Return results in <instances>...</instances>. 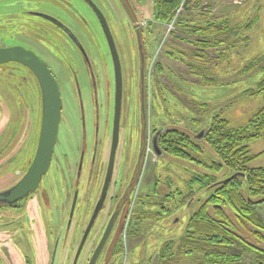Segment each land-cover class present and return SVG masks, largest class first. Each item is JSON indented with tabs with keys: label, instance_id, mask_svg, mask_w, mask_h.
I'll return each mask as SVG.
<instances>
[{
	"label": "rangeland",
	"instance_id": "obj_1",
	"mask_svg": "<svg viewBox=\"0 0 264 264\" xmlns=\"http://www.w3.org/2000/svg\"><path fill=\"white\" fill-rule=\"evenodd\" d=\"M91 1L108 19L121 60L123 97L119 143L108 195L76 264H87L110 215L119 207L120 213L95 264H197L201 256L185 258L178 249L190 215L209 193L207 187L199 189L191 180L203 173L212 174L217 180L232 174L225 165L218 172L209 168L213 163L221 164L208 135L213 119L220 117L230 128H242L264 106V93L253 96L242 93L264 79V0H189L179 8L177 20L166 25L152 20L153 0ZM88 3L87 0H0V44L11 43L18 28L16 21L23 10L37 6L68 22L95 57L99 77L97 108L88 94L85 97L87 122L83 138L77 104L72 101L65 106L66 119L61 130L69 140L63 142L61 137L55 153L59 161L62 152L66 153L67 158L63 160L66 177L59 180L54 172V200L50 198L49 202L55 210L59 207V211H55V216L38 213L32 229L24 228L18 240H15L14 232L5 238L0 227V264H73L76 248L98 196L103 172L97 171L91 177L89 160L97 123L98 164L105 168L110 148L114 85L102 29ZM206 21L224 25L228 30L221 37L222 41L214 40V46L205 50L208 62L193 55L194 50L199 49L196 43L199 36L193 33V28L204 26ZM146 22L148 25L152 22L150 28L153 31L147 36L151 40L156 37V42L155 51L149 57L150 82L142 112L139 86H134L128 74L131 59L137 51L135 29L139 23L146 26ZM37 47L45 48L41 44ZM100 53L106 62L99 60ZM77 57L71 50L69 58L72 62L68 61L67 68H74L78 62L82 71ZM52 63L58 72L60 66L54 60ZM158 64L162 70L157 68ZM250 64L254 67L248 71ZM80 79L81 83H87L84 78ZM206 80H214L215 85H206ZM153 82L155 87L151 91ZM13 114L14 120L5 135L16 129L17 121L19 123L18 113L14 111ZM172 129L196 142L199 149L189 150L193 160L164 151L156 154L153 150L154 133ZM200 133L199 141H196ZM82 149L86 153V167L77 183L74 175ZM247 149L254 156L248 167L264 166V132L248 142ZM7 178L11 179L10 174L8 176L5 169L0 168V189L10 181ZM59 183L61 188L66 185L67 194H57ZM75 189L79 192L78 203L67 229ZM246 190L247 184L243 181L245 195ZM223 209L242 237L264 248V242L258 243L253 238L250 226L242 225L228 206L223 205ZM256 209L264 218V202L256 205ZM143 211H148L152 218L142 219ZM209 212L213 215L212 206ZM165 245L169 250L161 259ZM253 257V254H245L240 264H247Z\"/></svg>",
	"mask_w": 264,
	"mask_h": 264
},
{
	"label": "flooded vegetation",
	"instance_id": "obj_2",
	"mask_svg": "<svg viewBox=\"0 0 264 264\" xmlns=\"http://www.w3.org/2000/svg\"><path fill=\"white\" fill-rule=\"evenodd\" d=\"M87 1L89 2L88 4L92 12L96 16L102 29V34L104 36V41H105L104 44L106 46V49L108 50L107 55L109 56V62L112 69L113 85L115 92L114 63H113L110 47L107 38L105 36L104 30L102 28L100 19L96 11L94 10L93 6L90 4L91 0H87ZM93 4L101 12L109 27L108 19L105 17L104 13L98 8V6L94 2ZM23 11L24 13L19 15V18L16 21V23L18 24L17 25L18 28L16 29V31H14L12 35V38L10 40L11 43H2L0 44V47L20 46L25 51H29L32 55L39 57L45 62L47 68L50 70L51 75L54 77V79L58 84L59 94L61 97V112H60V120L58 125L57 136L55 139V143L53 145V151L51 154L50 163L46 171L41 175V178L37 186L33 190L28 191L26 194H24L14 202L7 203L0 201V211H1L0 227L3 230L2 233H4L3 236L5 238L11 237L10 233L14 232L16 234L15 240H18V237H22L24 228L32 229V224L35 221V218L37 217L38 213H41L42 216H47V214L52 213L53 216H55L54 215L55 211L56 210L59 211L58 210L59 207H56L55 205L56 207L55 210L54 206L49 205V202H50V198L52 199L54 198V193H55V188L53 187L52 184V179H54V172H57L58 177H60L58 178L59 180H61L62 177L64 178L66 177L65 169L67 168L65 167L66 164L65 161H63L67 158L66 153L62 152V157L60 161L57 159L55 153L57 146L60 144L61 137L64 139L63 142L66 141L68 142L69 140L66 139L65 137V135L67 134L63 133V131L61 130L62 123L64 119H66L64 113L65 106L72 101L77 104L78 112H79V120L81 125L80 129L83 138V136L85 135L84 133H86V122H87L86 114H85V97L88 94L90 96V99L93 101L94 105L97 108L98 79H99L98 75H96L97 67L95 68V62H96L94 60L95 57H92V53L90 49H88L84 45V43L80 40L78 34L70 27V25L64 18H61L50 11L38 8L37 6ZM146 24H147L146 26L142 27L141 23H139L137 24V27L135 29L137 51L131 59L130 62L131 69H130V73L128 74L130 78L133 80L134 86L135 87L136 85L139 86V100L142 106L141 107L142 112L144 111L143 108L145 104V92L147 90L146 88L148 86V82H150L149 79L151 72L149 69L150 68L149 57H151L152 55L151 51L153 49V45L155 43V38H156L153 37V39L151 40L147 36V35H151L152 32L150 31L151 28L150 25H148V22H146ZM37 44H41L45 48L41 50L39 47H37ZM160 46H162V44H160ZM115 48H116V44H115ZM71 50L77 54L78 56L77 58L79 59L80 64L82 65V71L80 69V66H78L77 64L78 62H75V66H73L74 68L72 67L67 68L66 64L69 63L68 61H71V58H69ZM116 51L119 58L120 69H121L122 97H123V72H122L121 60L117 48ZM50 54L52 56H50ZM98 55H99V60L101 59L103 61L104 57H102L101 53ZM52 60H54L56 64L60 66L61 69L58 72L55 70ZM75 61L77 60L75 59ZM82 75L83 77H81ZM80 78L82 79L84 78L85 81H87V83L86 84L81 83ZM0 81H1L0 168L5 169L6 174L8 176L10 174L11 176V179L7 178V181L10 179L8 184H5L6 186L0 189V192H2L13 187L25 177V175L29 170V167L31 166L35 158L39 145V138H40L43 100H42V90L38 77L30 67L19 61L11 60L0 63ZM154 87L155 84L153 82V85L150 90L152 91ZM121 108H122V99H121ZM14 111L18 113L19 123L17 121L16 129L10 131L5 135V132L8 131V127L12 125L11 122H13L14 120V114H13ZM113 114H114V106H113ZM97 117L98 115L96 114V118ZM95 124H96L94 128L95 139L93 141V146L89 160V168H90L89 171L91 173V177H93V174L95 175L97 171L102 170L103 176L101 179L100 190L98 196L94 200V205L92 207L90 217L94 211L95 205L97 204L102 194V188H103L107 166L109 162V156H110L113 117H112V125H111L110 148H109L108 158L105 168L99 167L98 164L99 126L97 123ZM119 131H120V121H119ZM61 133L63 134L62 136ZM154 143L156 144V147L159 148L157 144V135L155 134L152 137L153 150H154L153 147ZM117 148L115 152L111 178L114 171ZM160 152L162 151L160 150ZM86 159L87 158L84 149L80 150L78 163L74 175V180L77 183L80 181L83 172L85 170ZM110 181L108 184L105 199L108 195ZM60 185L61 183L57 184V188H56L57 194L60 196L65 194V192L67 194L66 185L63 184L62 185L63 188H61ZM78 196H79V192L77 189H75L72 194V200L68 212L69 218L66 226L67 229L70 228L71 219L75 215V210L78 203L77 201ZM103 204L99 208L94 222L98 218L103 208ZM119 213H120V207L116 208L109 217L110 219L111 216L115 215L113 226ZM87 224L83 230V233L87 227ZM26 225L28 227H25ZM81 238L76 248V252L74 254L73 264L77 263L78 258L87 240L86 238L80 253L78 254V256H76L78 247L81 242ZM55 248L56 245L54 247L52 257H54Z\"/></svg>",
	"mask_w": 264,
	"mask_h": 264
},
{
	"label": "trees",
	"instance_id": "obj_3",
	"mask_svg": "<svg viewBox=\"0 0 264 264\" xmlns=\"http://www.w3.org/2000/svg\"><path fill=\"white\" fill-rule=\"evenodd\" d=\"M186 1L189 0H153V21L160 25L173 23L177 20L179 8ZM225 31L228 32L226 26L217 25L214 21H206L204 26H194L193 33L199 36L196 41L199 49L194 50V57L206 62L208 56L205 50L214 46V40L222 41L221 37L227 33ZM154 51L153 45L152 54ZM253 67L250 64L248 71ZM157 68L162 70L160 64ZM206 85H215V82L206 80ZM242 93L247 96L264 93V79ZM263 132L264 106L242 128H230L228 122L220 117L213 119L208 135L221 164L217 166L213 163L208 167L218 172L225 165L232 170V174L223 180H217L214 175L203 173L191 180V183L198 184L199 189L207 187L209 193L187 221L178 245L179 253L183 257L199 255L201 257L197 264H240L245 254H253V259L247 264H264V248L242 237L223 209V205L228 206L242 225L252 228L251 234L256 242H264V218L256 209V205L264 202V166L249 168L248 163L254 156L250 155L247 149V143L259 138ZM154 134L157 135L159 150L176 157L193 160L189 150L199 149L196 142L178 130H158ZM198 135L196 141H199ZM243 181L247 184L246 195L243 191ZM210 206L213 208V215L209 212ZM147 212H142V219L152 218ZM168 250L169 246L165 245L161 259L165 258Z\"/></svg>",
	"mask_w": 264,
	"mask_h": 264
},
{
	"label": "water",
	"instance_id": "obj_4",
	"mask_svg": "<svg viewBox=\"0 0 264 264\" xmlns=\"http://www.w3.org/2000/svg\"><path fill=\"white\" fill-rule=\"evenodd\" d=\"M96 11L102 28L104 30L105 36L107 38L113 63H114V73H115V92H114V114H113V127H112V139L109 162L107 166L106 176L102 188V194L99 198L97 204L95 205L94 211L89 219L87 227L82 235L80 245L77 250L76 256L80 253L82 246L90 232L92 224L95 220L96 214L99 208L102 206L105 199L109 181L111 179V174L113 170L115 152L119 140V121L121 113V99H122V80H121V69L117 51L113 38L111 36L107 22L101 12L97 7L90 1ZM19 61L28 67H30L39 79L41 90H42V118H41V128H40V138L37 153L35 158L29 167V170L25 177L18 182L13 187L6 191L0 192V201L11 203L16 201L18 198L26 194L28 191L33 190L41 175L46 171L50 163L51 154L53 151V145L57 136L58 125L60 120L61 112V97L59 94L58 84L54 77L51 75L50 70L47 68L45 62L37 56L32 55L29 51H25L20 46L11 47H0V63L6 61ZM201 133L198 135V138ZM156 154H160V150L153 144ZM115 215L111 216L109 219L102 237L100 238L96 248L94 249L88 264H94L101 249L103 248L110 231L113 226ZM155 263V262H154Z\"/></svg>",
	"mask_w": 264,
	"mask_h": 264
}]
</instances>
